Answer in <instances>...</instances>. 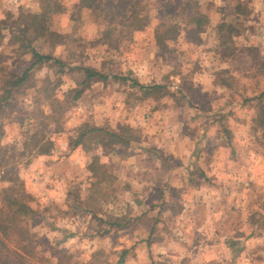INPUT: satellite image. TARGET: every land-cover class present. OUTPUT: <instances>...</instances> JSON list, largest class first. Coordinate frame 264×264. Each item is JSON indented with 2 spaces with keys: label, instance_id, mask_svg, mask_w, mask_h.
<instances>
[{
  "label": "rangeland",
  "instance_id": "rangeland-1",
  "mask_svg": "<svg viewBox=\"0 0 264 264\" xmlns=\"http://www.w3.org/2000/svg\"><path fill=\"white\" fill-rule=\"evenodd\" d=\"M47 1L0 0V181L31 207L30 252L18 257L10 241L0 264H264V0L215 2L202 31L189 23L201 0H126L148 24L111 39L118 15L63 0L48 20L60 36H22ZM171 24L176 38L158 44L155 30ZM27 43L62 63H35ZM75 67L106 79L73 100L84 86ZM83 123L128 142L72 147Z\"/></svg>",
  "mask_w": 264,
  "mask_h": 264
},
{
  "label": "trees",
  "instance_id": "trees-1",
  "mask_svg": "<svg viewBox=\"0 0 264 264\" xmlns=\"http://www.w3.org/2000/svg\"><path fill=\"white\" fill-rule=\"evenodd\" d=\"M129 2L126 0H79L77 7L81 11L83 9H99L104 11L107 16H116L118 15L121 19V22L110 23L108 27L104 30V38L111 39L115 32L119 33L123 30L127 31H139L143 30L148 24V17L142 15L141 9L132 8L128 14ZM63 0H49L44 3L42 10L38 13H30L29 19H27L26 24L21 28L22 36L26 37L27 34L32 33L34 40L39 38H51L53 36H60V33H57L50 29L48 25V20L52 14L63 11ZM192 13V12H191ZM190 22L196 24V29L198 31L203 30V26L207 25L210 21L207 14L202 11H195L190 15ZM111 17V18H114ZM112 20V19H111ZM155 36L158 44H163L167 39H174L177 35V26L171 24L168 26H162L155 30ZM108 43L107 40H104L103 43ZM27 46L30 47L31 52L36 57L35 63H39L45 60L56 61L62 63V59L50 55L44 54L36 50L29 43ZM80 68L84 73L83 83L81 89H76L75 93L72 95L71 99H77L80 97V94L86 91V89L92 86L96 82H100L106 79V76L93 68L90 67H75ZM30 68L24 70L23 74H15L13 77L16 78L12 85H21L23 81L27 78ZM79 69V70H80ZM140 86L145 90V93H155L160 88L159 84L154 85H142ZM8 93H12V88L7 89ZM260 96L264 97V91L261 92ZM8 96H4L0 99V113L4 111L5 107L8 105ZM263 128H264V112L262 116ZM47 125H45L46 127ZM79 135L72 138V147H77L78 145L86 142L87 139L99 143L102 147L108 146V144L113 143H127L128 140L125 138L124 133L117 131L116 129L89 125L88 123H83L79 127ZM45 138L43 135L40 139L35 138V135H31L28 141H41ZM52 145L51 142L44 141V144ZM37 154H49L50 149L46 145H40ZM1 182V181H0ZM101 181H98L96 184H99ZM0 192V254H7L9 252L13 253L15 250H20L19 253H15L18 257H22L23 253L30 252L28 250L30 246V234L28 226L25 222V217L29 213L31 207L28 204V201L25 199L26 194L20 190V185L16 183L8 185L6 187H1ZM113 225V224H111ZM115 226V225H113ZM12 241L16 246L14 249H9V243ZM22 250V251H21ZM28 250V251H27ZM9 261L6 259L4 264H8ZM17 264V263H15Z\"/></svg>",
  "mask_w": 264,
  "mask_h": 264
},
{
  "label": "crops",
  "instance_id": "crops-1",
  "mask_svg": "<svg viewBox=\"0 0 264 264\" xmlns=\"http://www.w3.org/2000/svg\"><path fill=\"white\" fill-rule=\"evenodd\" d=\"M202 2H204L206 5H207V8H205L203 11V13L207 14L208 17L211 16V13H215L216 16H218L219 14V10L217 8H213V4L215 2H218V1H221V3H224V4H228L231 3V2H236V0H201ZM230 8V5L228 6V9ZM203 9V8H202ZM212 17V20L214 19V15L211 16ZM210 17V18H211ZM221 21V20H219ZM218 22V21H217ZM216 22V24H217ZM209 24V23H208ZM211 24V22H210ZM190 26L194 27L196 29V24H191ZM197 30V29H196ZM217 64H221V67L220 69H217V70H221L223 69V64H225L224 62H221L220 59H217L216 61ZM54 152V150L52 151ZM42 155V154H41ZM47 184V183H46ZM53 186H50V188H47V186L45 187V192H48L50 193L51 195L56 192L57 189H60L61 188V184L59 183V181H55L52 183Z\"/></svg>",
  "mask_w": 264,
  "mask_h": 264
},
{
  "label": "built area",
  "instance_id": "built-area-1",
  "mask_svg": "<svg viewBox=\"0 0 264 264\" xmlns=\"http://www.w3.org/2000/svg\"><path fill=\"white\" fill-rule=\"evenodd\" d=\"M0 188H1V182H0ZM1 190V189H0Z\"/></svg>",
  "mask_w": 264,
  "mask_h": 264
}]
</instances>
